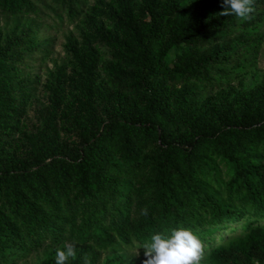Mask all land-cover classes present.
Returning a JSON list of instances; mask_svg holds the SVG:
<instances>
[{
    "label": "trees",
    "instance_id": "obj_1",
    "mask_svg": "<svg viewBox=\"0 0 264 264\" xmlns=\"http://www.w3.org/2000/svg\"><path fill=\"white\" fill-rule=\"evenodd\" d=\"M52 1L66 12L69 21L82 13L84 0ZM190 1L174 0L165 4L161 13L156 7L162 0L146 5L150 22H145V34L137 41L132 61L140 69L138 82L153 79L146 86L149 114L145 120L130 115L112 117L98 131L81 132L73 156L52 155L48 162L0 169V187L4 186L12 198L4 203V210L21 206V222H26L20 229L9 224L0 211V264H12L30 251L28 246L58 245L69 239L82 244L92 241L101 251H116L134 243L142 247L153 234L181 226L193 229L206 245V256L213 264H264V124L244 129L231 121L211 134L203 124L192 122L190 143L166 141L186 127L194 112L191 106L197 86L191 84L199 82L215 88L222 80L231 79L227 66L233 63L234 69L244 68L238 53L257 42L264 0H255V12L248 20L235 14L219 15L224 10L223 0L195 1V16L186 19ZM0 2L15 12L31 9L29 0ZM123 7L124 20L119 23L133 32L132 5ZM176 14L177 27L156 53L162 28ZM19 45L18 40L11 42L13 47ZM184 46L211 49L198 60L184 64L174 58ZM45 47L35 49L41 52ZM13 58L18 65L24 64V56L0 52V129L13 121L23 99L10 94H23L11 86L15 80L10 65ZM130 74L120 72L118 77ZM159 74L166 78L163 84ZM181 79L191 84H184L175 94L170 112L162 85ZM103 144L118 152L121 161L105 157ZM154 144L162 157L143 159V150ZM145 166L151 168L155 178L148 182L144 195H137L131 181ZM113 173L117 180L112 179ZM48 181L54 189L46 193ZM73 187L84 189L85 197L97 196L80 218L68 216L59 206L61 197L66 198ZM65 206H70L69 202ZM143 208L148 209L147 216L141 215ZM237 231L240 237H236ZM228 235L235 237L225 243Z\"/></svg>",
    "mask_w": 264,
    "mask_h": 264
},
{
    "label": "rangeland",
    "instance_id": "obj_2",
    "mask_svg": "<svg viewBox=\"0 0 264 264\" xmlns=\"http://www.w3.org/2000/svg\"><path fill=\"white\" fill-rule=\"evenodd\" d=\"M29 1L31 9L17 12L0 2V52L8 56H24L25 59L24 64L18 65L15 58L10 63L15 74L11 86H16L17 92H23L22 95L10 94L23 99L19 112L11 119L13 121H7L0 129V169L28 162H48L52 155L73 156L81 132L98 131L104 122L115 116L130 115L145 120L149 114L146 86L153 79L138 82L140 69L132 61L137 41L145 34V22H150L146 5L156 4L158 0H84L82 13L73 22L52 0ZM195 1L200 0H191L186 6V19L195 16ZM173 2L162 0L156 7L157 12H163L165 4ZM128 3L132 5L133 32L126 31L119 23L124 20L123 6ZM177 22L176 14L162 28L156 53L173 34ZM181 22L187 23L184 20ZM256 35L257 42L249 43L238 53V60L244 62V68L238 66L234 69L233 63L227 66V71L231 72L229 81L228 78L222 80L221 85L215 88L199 82H194V86L184 79L168 83L166 87L162 85L170 112L175 94L184 84L197 86L191 106L194 112L189 123L167 138V143H190L189 125L192 122L203 124L211 134L231 121L244 129L264 124V17ZM15 40L20 43L17 47L11 46ZM44 44L45 49L37 52L36 46ZM210 49L184 46L174 58L187 64L206 55ZM128 71L130 75L118 77L120 72ZM158 78L162 84L166 80L162 74ZM49 135L53 137L47 141L45 136ZM155 142L156 139L153 140ZM101 150L105 157L121 161L119 153L113 151L109 144H103ZM142 157L157 159L162 157V152L154 144L143 150ZM145 168L131 181L137 195H144L148 182L155 178L151 168ZM117 178L113 173L112 179ZM48 186L46 193L54 189L49 181ZM0 188V211L9 224L22 229L26 224H22L20 217L23 208L16 205L5 211L4 203L12 198L5 193L4 186ZM71 190L65 193L66 198L61 197L60 210L63 208L68 216L75 214L76 218H80L82 211L91 206L97 196L90 194L85 197L84 189L78 187ZM68 202L70 206L67 207L65 204ZM242 222L238 221V226ZM237 233L239 236L236 237H240L241 232ZM234 237L228 235L225 243ZM71 241L69 239L58 245L28 246L30 251L26 250V255L15 259L12 264H55L56 249ZM74 241L77 242V255L68 264H86V260L90 264H143L146 259L142 254L143 248L136 243L116 251H101L92 241L85 244L77 239ZM201 264L213 263L206 256Z\"/></svg>",
    "mask_w": 264,
    "mask_h": 264
},
{
    "label": "clouds",
    "instance_id": "obj_3",
    "mask_svg": "<svg viewBox=\"0 0 264 264\" xmlns=\"http://www.w3.org/2000/svg\"><path fill=\"white\" fill-rule=\"evenodd\" d=\"M255 0H223L222 16L235 14L241 20L252 18ZM147 216L148 209H141ZM198 231V230H197ZM77 242L64 243L56 249L55 264H68L77 255ZM146 259L143 264H201L206 258V245L191 228L178 227L157 232L141 247ZM86 264L90 261L86 260Z\"/></svg>",
    "mask_w": 264,
    "mask_h": 264
}]
</instances>
